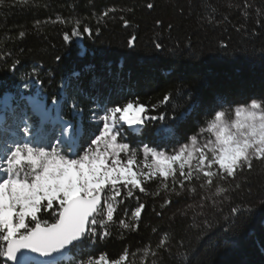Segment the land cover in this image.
<instances>
[{
  "label": "trees",
  "instance_id": "obj_1",
  "mask_svg": "<svg viewBox=\"0 0 264 264\" xmlns=\"http://www.w3.org/2000/svg\"><path fill=\"white\" fill-rule=\"evenodd\" d=\"M149 2L155 5L153 9L146 7ZM227 2L30 0L21 4L5 0L0 5V99L6 93L24 92L30 81L36 83L45 97L46 108L55 99L59 102V116L79 130L80 154L102 127L92 120L93 112L103 115L105 106L138 99L150 108L156 106L149 115L165 114L169 118L176 108V114L184 115L183 120L151 121L138 133L124 126L125 142L133 148L142 150L148 145L172 153L206 127V122L219 110V100L226 101L224 107L230 109L247 106L254 99L264 101V28L255 22V11L264 0H253L255 7L247 21L239 9L228 8ZM107 9L115 11L98 21ZM224 15L228 16L226 21ZM57 17L80 19L81 31L88 26L92 34L71 36L65 41L64 35L71 33L73 24L52 23ZM124 19L130 21L129 26L124 25ZM210 19L223 22L209 23ZM38 20L48 23L36 29ZM157 20L161 23L157 24ZM21 31L26 32L24 38L19 37ZM133 37L134 45H130ZM157 43L162 47L156 48ZM17 60L19 64L13 69ZM166 94L173 99L161 104ZM189 94L200 97L203 103L193 108ZM74 100L82 112L72 111ZM166 125L175 132L164 138L158 133ZM207 135L198 136V140ZM138 160H143L142 151ZM245 175L247 180L232 192L223 215L210 214L208 218L213 219L214 226L199 235V229L188 230L193 224V212L183 216L180 210L199 202L206 194L204 191L198 189L197 195H173L171 205L165 204L168 193L160 197L141 195L140 201L147 207L139 232L113 227L109 237L71 250L60 264H81L82 260H96L101 255L117 258L126 247L134 253L129 257L132 264H141L144 245L155 248L163 235L160 230L174 234L177 241L183 237V247L179 243L173 246L174 256L162 257L174 260L175 264L181 260L183 264L189 260L191 264H264V164L254 162V171ZM147 187L151 193L158 191L156 182ZM135 205V200L127 202L129 215ZM230 207L239 210L238 216L229 221H239L235 230L224 221ZM195 219L200 221L203 217ZM154 228L157 232H153ZM146 259L151 264L155 257ZM0 264L9 263L0 257Z\"/></svg>",
  "mask_w": 264,
  "mask_h": 264
},
{
  "label": "snow or ice",
  "instance_id": "obj_2",
  "mask_svg": "<svg viewBox=\"0 0 264 264\" xmlns=\"http://www.w3.org/2000/svg\"><path fill=\"white\" fill-rule=\"evenodd\" d=\"M17 2L28 4L30 0ZM4 3L5 0H0V5ZM146 7L153 9L155 5L149 2ZM227 7L239 9L247 21L255 5L253 0L237 3L228 0ZM114 11L107 9L98 21ZM255 15L258 18L255 22L264 28V4L256 9ZM227 19L228 16L224 15L223 21ZM223 21L208 20L209 23ZM56 22L73 24L71 33L64 35L65 41H69L71 36L92 34L88 26L81 31L80 19L57 17L52 23ZM42 23L48 21L38 20L34 27L39 29ZM123 23L127 27L130 21L124 19ZM25 35V31L19 32L20 38ZM134 41L133 37L129 44L134 45ZM161 47V44H156V48ZM17 64L18 60L12 65L13 69ZM172 99L171 94H166L160 103L168 104ZM188 99L192 101L193 108L203 103L200 97L191 94ZM53 103L58 102L54 99ZM225 103L219 100V110L206 122V127L193 135L189 143L173 149L172 153L158 151L148 145H144L142 150L133 148L125 142L124 126L138 133L151 121L183 120L184 115L176 114V108H173L174 114L169 118L165 114L149 115L156 106L150 108L138 99L113 107L105 106L103 115L92 114V120L102 124V127L82 154L75 138V128L59 114L54 124L59 126L60 137L50 149L48 142L51 134L48 137L32 135L29 118L26 113L22 114L19 123L24 126L23 138H17V133L12 132L11 138L6 135L0 146V257L11 264H60L61 258L71 250L82 247L86 242L109 237L113 227L139 232L142 214L147 207L140 201L141 195L160 197L162 193H168L164 200L166 205H171L173 195H197L198 189L204 191L206 194L199 202L181 209L180 214L187 216L189 211L193 212L190 232L193 228L199 229L196 233L199 235L212 228L214 221L208 218L209 215H223V207L232 192L240 189L247 180L245 173L254 171V162L264 164V101L254 99L247 106H236L234 109L224 107ZM71 108L73 112L83 111L77 107L75 100ZM32 110L40 117L41 125L52 119L41 103L33 102ZM19 123L16 124L17 131ZM174 132L172 126L166 125L158 134L167 138ZM204 133L208 135L201 142L198 136ZM61 143L71 151H65ZM141 151L142 161L138 160ZM153 182L158 188L155 193L147 187ZM130 200H135L136 205L129 215L127 202ZM238 214V208L230 207L229 216L224 217L225 223L233 230L239 228V221H229ZM196 216L203 219L197 221ZM160 231L163 235L159 236L155 248L144 245L141 264H148V256L155 257L151 264H175L174 260L162 257L165 254L174 256L173 246L179 243L183 247V237L177 241L174 234ZM153 232L157 229L154 228ZM131 255L134 253L126 247L117 258L109 259L101 255L96 260L91 257L82 260L81 264H132ZM179 264H183V260ZM188 264H191L190 260Z\"/></svg>",
  "mask_w": 264,
  "mask_h": 264
},
{
  "label": "rangeland",
  "instance_id": "obj_3",
  "mask_svg": "<svg viewBox=\"0 0 264 264\" xmlns=\"http://www.w3.org/2000/svg\"><path fill=\"white\" fill-rule=\"evenodd\" d=\"M29 100L30 103L28 104L26 100ZM45 97L42 95L40 90L38 89L36 83L33 81L29 82V85L26 86V90L17 92L15 94L6 93L0 99V146L3 144V140L5 136L10 139L11 133L16 132L17 138H23V124L19 123V118L22 114H27L29 118V124L32 125L31 134L37 135L39 134L41 137H48L51 134L52 138L48 142L49 149L50 146L56 144V140L60 137V129L58 125L54 124L55 118L58 114L59 110V102L54 104L53 102L50 103L48 108H46ZM33 102H38L43 104L44 108L49 112L51 116V120L45 122L43 125L40 123V117L33 113ZM250 104V103H249ZM34 116L37 119V123H34ZM230 118H234L230 117ZM19 123V130L17 131L16 124ZM76 130V139L78 145L80 144V140L78 137V129ZM207 138H201L199 141L203 142V140ZM61 147L65 149V151H71L63 143H61Z\"/></svg>",
  "mask_w": 264,
  "mask_h": 264
},
{
  "label": "water",
  "instance_id": "obj_4",
  "mask_svg": "<svg viewBox=\"0 0 264 264\" xmlns=\"http://www.w3.org/2000/svg\"><path fill=\"white\" fill-rule=\"evenodd\" d=\"M69 253V252H68ZM67 253V256L66 257H64V258H61V260H63V259H65V258H67L68 256H69V254ZM31 255H34V254H31ZM36 259H44L43 257H36ZM60 260V261H61ZM8 263L9 264H11V262L10 261H8Z\"/></svg>",
  "mask_w": 264,
  "mask_h": 264
}]
</instances>
